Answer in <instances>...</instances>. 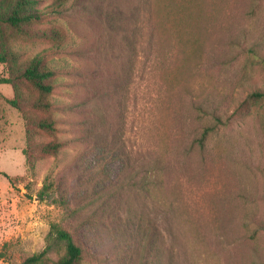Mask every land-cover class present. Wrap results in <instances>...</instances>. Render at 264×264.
<instances>
[{
	"label": "rangeland",
	"instance_id": "1",
	"mask_svg": "<svg viewBox=\"0 0 264 264\" xmlns=\"http://www.w3.org/2000/svg\"><path fill=\"white\" fill-rule=\"evenodd\" d=\"M68 3L0 27V57L57 71L48 114L0 84V264L58 261L54 226L82 264H264V0ZM24 112L56 122L36 144L62 145L33 170Z\"/></svg>",
	"mask_w": 264,
	"mask_h": 264
},
{
	"label": "trees",
	"instance_id": "2",
	"mask_svg": "<svg viewBox=\"0 0 264 264\" xmlns=\"http://www.w3.org/2000/svg\"><path fill=\"white\" fill-rule=\"evenodd\" d=\"M69 1L70 0H55L53 3L45 7H38V0H14V2L12 1V4L7 6H2L0 4V27L6 25L17 28L22 24L34 20H40L49 14L61 13V11L69 4ZM45 59L44 56L38 55L25 67L19 69L17 68V61L14 58H11L8 62L7 54H3L0 57L1 62H8L9 65L8 70L10 75L9 77H3L0 75V84L11 85L13 87L14 98L6 99L11 107L20 110L21 104L26 102L29 108L37 112L48 114L53 110L55 104L47 98L54 91L57 71L56 69L49 67ZM19 78L26 81L36 91V98L27 101L24 99L20 84L17 81ZM250 97L255 100H262L264 99V90L258 89L252 92ZM23 119L25 122L27 142V147L23 152L26 156L29 169L33 170L35 167V161L37 160V154L55 155L60 151L62 145L58 141H52L45 144H36L35 142V135L38 131L45 133H53L57 131L56 122L50 115L37 117L32 113L24 112ZM210 129L209 126L205 127L202 137L199 139V144L202 147H205L206 142L208 141L211 132ZM10 182L14 184L16 180L10 179ZM51 187V184L45 185L38 194L40 199H44L49 195ZM53 232L57 240L65 243V255L56 262H49L43 259V253L36 254L28 258L22 264H82V249L75 244L72 235L60 226H54Z\"/></svg>",
	"mask_w": 264,
	"mask_h": 264
}]
</instances>
